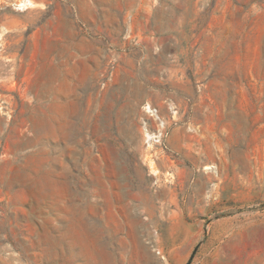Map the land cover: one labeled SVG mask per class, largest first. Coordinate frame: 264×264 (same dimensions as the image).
Returning <instances> with one entry per match:
<instances>
[{
	"label": "rangeland",
	"instance_id": "374dc122",
	"mask_svg": "<svg viewBox=\"0 0 264 264\" xmlns=\"http://www.w3.org/2000/svg\"><path fill=\"white\" fill-rule=\"evenodd\" d=\"M0 264H264V0H0Z\"/></svg>",
	"mask_w": 264,
	"mask_h": 264
}]
</instances>
